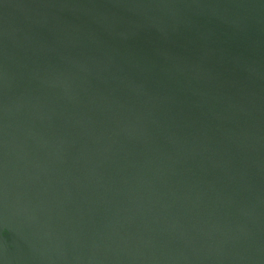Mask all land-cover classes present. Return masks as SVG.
Segmentation results:
<instances>
[{"label":"water","instance_id":"95a60500","mask_svg":"<svg viewBox=\"0 0 264 264\" xmlns=\"http://www.w3.org/2000/svg\"><path fill=\"white\" fill-rule=\"evenodd\" d=\"M0 264H264V0H0Z\"/></svg>","mask_w":264,"mask_h":264}]
</instances>
